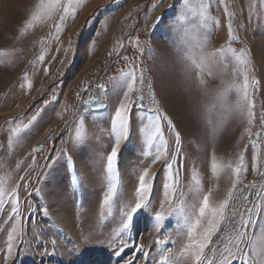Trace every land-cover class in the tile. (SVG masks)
I'll return each mask as SVG.
<instances>
[{
    "label": "rangeland",
    "instance_id": "1",
    "mask_svg": "<svg viewBox=\"0 0 264 264\" xmlns=\"http://www.w3.org/2000/svg\"><path fill=\"white\" fill-rule=\"evenodd\" d=\"M0 1L17 19L14 35H3L7 42L0 45V179L6 178L9 189L19 186L21 213L20 232L9 256L7 237L15 216L5 196L0 206V264H192L181 255L186 237L179 210L190 212L201 190L212 189L210 199L222 202L237 179L228 171L213 176V153L218 163L232 167L243 155L244 165L226 218L205 249L206 264H221V253L238 230L246 233L242 249L249 256L250 242L257 247L264 243V3L211 0L214 20L207 29H195L178 20L181 0H83L56 39L57 15L23 29L39 0ZM5 9L1 13L8 15ZM229 19L237 37L231 43ZM32 40L39 46L27 50ZM153 43L161 49L148 50ZM229 46L246 51L249 79L258 82L249 88L255 104L251 125L246 117L243 122L234 115L222 119L225 103L234 105L236 88L243 85V77L233 75L238 65L231 54L224 61L227 70L219 56L215 65L205 62L202 71L196 68L202 54ZM41 54L43 61L38 59ZM133 66L138 76L146 70L155 94L156 103L150 104L146 87L145 108L159 109L160 104L159 112L171 119L181 138L172 169L179 171L176 207L159 226L155 214L169 181L164 161L152 164L155 150L149 153L142 131L146 112L133 109L131 131L119 151L111 210L102 207L109 187L106 156L114 143L111 116L121 95L118 81ZM209 70L214 77L207 75ZM92 98H102L105 106L84 103ZM162 123L168 150L175 155V137ZM17 125L21 132L10 146L11 129ZM148 167L154 176L150 208L137 211L130 229L118 235L125 211L135 206L139 174ZM249 210L252 222L241 229V218L247 220ZM255 264H260L258 259Z\"/></svg>",
    "mask_w": 264,
    "mask_h": 264
},
{
    "label": "snow or ice",
    "instance_id": "2",
    "mask_svg": "<svg viewBox=\"0 0 264 264\" xmlns=\"http://www.w3.org/2000/svg\"><path fill=\"white\" fill-rule=\"evenodd\" d=\"M261 3H264V0H260ZM83 0H39V3L36 5L35 11L32 12L31 16L26 20L23 25V29L32 28L36 22L43 21L46 22L51 20L54 15H57V22L53 25L55 32L57 33L56 39L59 38L58 34L62 31L61 25L68 16H75L77 9L82 5ZM183 7L180 9L178 14V20L182 25L190 24L195 29H207L209 22L213 21L214 18L210 15V9L212 7L211 0H181ZM221 4H224V0H220ZM225 13L231 17L232 14L228 12L227 6L225 5ZM218 25V21H215ZM228 35L229 43L232 40L237 39L233 35V30L231 27V19H229L228 24ZM208 39V34H205L204 41ZM41 43H44L41 41ZM136 46L140 49L139 40L136 41ZM142 52L143 49H140ZM229 54L235 59L238 68L233 71L234 76L243 77L242 87H237L236 91L238 98L235 101L234 105H227L225 103L223 108L222 119H225L229 115H234L236 118L240 119L242 122L244 118H247V123L252 124L255 119V104L249 93L250 87H255L257 81L255 78L249 79V64L250 60L246 55L245 50L237 52L235 49L231 48H221L217 52L213 53H204L201 56V62L196 65L197 69L203 70L204 63L208 62L209 64L215 65L217 62L216 58L219 56L220 62L223 64L225 70L228 68V64L224 63L229 59ZM38 59L40 61L44 60V55L41 54ZM182 62H184L182 60ZM186 67L191 70L192 66L187 65ZM209 77H214V73L209 70L207 72ZM147 72L146 70H141L139 76L136 73L135 66L127 72H123L119 79L121 85V95L115 106L114 114L111 116V134L114 139V143L111 147V151L106 156V171L109 180V187L107 194L105 195L102 207H107L109 211L112 206V199L116 193L117 189V165L119 151L121 148L122 142L128 139V136L131 131L132 125V114L133 109L138 111L146 112L147 124L142 128V131L146 138V145L151 153V150L154 148V155L152 158V164L155 165L160 161H164V164L167 168V179L169 182H166L163 185L164 188V198L160 203V210L155 214V222L157 226L164 220L165 216L173 212V209L176 207L173 204V198L176 193L177 187V177L179 171L173 173V165L177 163V157L180 154L179 145L181 142L180 133L176 131L175 125L172 123L171 119L167 117L166 114L160 113L159 109L145 108V89L148 88L147 96L148 102L150 104L156 103L155 94L151 90L150 85L146 81ZM27 80V75L24 77ZM30 87V84H29ZM98 88L101 91H106L102 85H98ZM231 85L229 89H231ZM87 91V90H86ZM224 93L223 95H226ZM102 98H92L89 101L84 103H92L96 108H100L103 105ZM35 119V118H33ZM166 123L167 130L169 133L174 135L175 144L177 145L176 154H172L168 150V141L165 138V128L163 123ZM211 123V122H210ZM264 123V119H262ZM213 127V136L216 134L215 124H212ZM21 132V126L17 125L15 128L11 129V135L9 136V145L14 142V139ZM83 132V125L77 130V138L81 136ZM256 138L259 139V133L256 134ZM41 149H33V152L40 151ZM170 161V162H169ZM244 165V156L240 155L236 161V166L232 167L231 164L225 166L217 162V158L213 153L211 158V172L214 177L218 178L219 174L222 171H228L231 175L237 177L233 181L232 189L228 191L227 198L220 203H216L210 199L212 194V189H209L208 192L198 191L197 195L199 197L198 202L191 206V211H187L184 208H181L183 219V230L186 237V243L182 249V256H187L192 261V264H206L207 256L205 249L208 248L212 242L213 236L219 231L221 223L226 218V210L230 206V201L233 199L234 190L239 184V175L243 170ZM19 167V165H17ZM23 179V178H21ZM154 179L150 171V167L144 168L138 177V187L136 189V201L135 206L130 207L124 213V219L117 230V234L127 232L132 224L134 215L142 208H150V202L148 193L151 186V181ZM5 180L0 179V206L4 203L5 196L10 197L11 203L13 205L12 211L15 216V223L13 224L11 230L8 232V255L11 256L14 241L20 232L21 224V213H20V202L17 195V188L12 187L11 189L5 186ZM73 183H76V179H73ZM197 185L200 184V181H196ZM242 199H247V197H242ZM247 220L241 218V229L247 227L251 221V210ZM238 214V213H237ZM246 233L245 231L238 230L235 234V237L229 240L228 246H225L223 249L221 264H255V261L258 259L260 264H264V243L259 247L256 246L255 242L249 243V250L251 251V256H249V251L243 250L242 245L245 242ZM235 249V251H233ZM211 264H215V261H212Z\"/></svg>",
    "mask_w": 264,
    "mask_h": 264
},
{
    "label": "bare ground",
    "instance_id": "3",
    "mask_svg": "<svg viewBox=\"0 0 264 264\" xmlns=\"http://www.w3.org/2000/svg\"><path fill=\"white\" fill-rule=\"evenodd\" d=\"M1 2V1H0ZM12 8L17 9L18 8V4L17 3H11ZM3 5L0 6V45L7 40H5L4 38H7V34L12 33L13 34V27L14 24H16L17 19L16 18H12V16L10 15V13L6 10V14L8 15H3L1 12H4ZM16 19V20H15ZM12 26V27H11ZM10 29V30H9ZM4 35V38H3ZM14 35V34H13ZM16 37V36H15ZM13 37L11 38L12 40H15L16 38ZM10 40V39H9ZM39 46V43L36 40H32L29 42V47L27 50H34ZM28 52V51H27ZM7 75V74H6ZM8 76V75H7ZM12 77V76H11Z\"/></svg>",
    "mask_w": 264,
    "mask_h": 264
},
{
    "label": "crops",
    "instance_id": "4",
    "mask_svg": "<svg viewBox=\"0 0 264 264\" xmlns=\"http://www.w3.org/2000/svg\"><path fill=\"white\" fill-rule=\"evenodd\" d=\"M158 34V33H157ZM159 35V34H158ZM160 36V35H159ZM175 44V43H174ZM161 48H158L157 46L154 45V43L151 45V47L148 50H160ZM164 50V49H163ZM166 50H178L177 48L174 47H167ZM162 110L159 104V111Z\"/></svg>",
    "mask_w": 264,
    "mask_h": 264
}]
</instances>
